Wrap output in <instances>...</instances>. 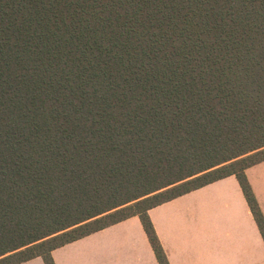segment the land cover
<instances>
[{
	"label": "trees",
	"instance_id": "trees-1",
	"mask_svg": "<svg viewBox=\"0 0 264 264\" xmlns=\"http://www.w3.org/2000/svg\"><path fill=\"white\" fill-rule=\"evenodd\" d=\"M264 161V0H0V264Z\"/></svg>",
	"mask_w": 264,
	"mask_h": 264
},
{
	"label": "crops",
	"instance_id": "crops-1",
	"mask_svg": "<svg viewBox=\"0 0 264 264\" xmlns=\"http://www.w3.org/2000/svg\"><path fill=\"white\" fill-rule=\"evenodd\" d=\"M264 217V161L245 170ZM169 264H264V241L235 176L148 210ZM54 264H159L138 216L51 252ZM20 264H45L36 257Z\"/></svg>",
	"mask_w": 264,
	"mask_h": 264
}]
</instances>
